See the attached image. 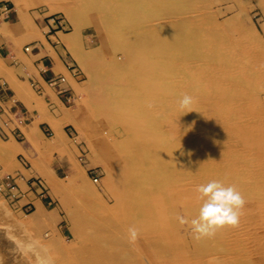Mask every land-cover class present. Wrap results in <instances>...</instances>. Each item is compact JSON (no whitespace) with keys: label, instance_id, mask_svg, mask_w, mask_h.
<instances>
[{"label":"rangeland","instance_id":"374dc122","mask_svg":"<svg viewBox=\"0 0 264 264\" xmlns=\"http://www.w3.org/2000/svg\"><path fill=\"white\" fill-rule=\"evenodd\" d=\"M1 1L11 11L0 19L23 14L24 27L38 28L78 83L67 102L70 119L43 124L29 138L34 152L19 153L11 141L25 140L17 124L28 111L5 78L20 71L0 59V184L14 185L0 189V264H264V0ZM171 22L179 44L164 36ZM218 26L222 59L214 64L201 38ZM143 48L152 54L154 79L142 96L155 128L128 120L123 129L117 118L129 117L137 79L147 72L132 59ZM32 50L27 43L24 55ZM184 94L193 97L187 109L178 104ZM232 119L235 129L242 122L248 129L240 139L228 131ZM148 130L169 133L171 149L187 152L185 159L170 150L161 172L143 158L135 162L136 142L128 148L125 133ZM176 159L180 165L169 169ZM37 179L44 193L33 187ZM213 179L234 185L244 204L236 225L197 240L190 225L200 204L196 188ZM130 227L139 231L135 242Z\"/></svg>","mask_w":264,"mask_h":264},{"label":"crops","instance_id":"0c3cea01","mask_svg":"<svg viewBox=\"0 0 264 264\" xmlns=\"http://www.w3.org/2000/svg\"><path fill=\"white\" fill-rule=\"evenodd\" d=\"M9 17L11 21L0 19V59L11 72L20 73L9 79L3 77L12 86L15 95L19 96L29 118L17 124L25 140L22 143L18 140L11 142L19 153L26 151L31 154L35 149L29 138L39 133L43 124L51 125L50 122H53L60 127L63 120L70 119L67 102L75 97L78 81L74 79L61 54L44 42L38 28L27 30L21 16L13 12ZM27 43L32 44L33 50L25 56L24 47ZM5 104L13 106L9 101ZM6 114L11 116L10 111ZM14 123L11 122L12 125Z\"/></svg>","mask_w":264,"mask_h":264},{"label":"bare ground","instance_id":"6f19581e","mask_svg":"<svg viewBox=\"0 0 264 264\" xmlns=\"http://www.w3.org/2000/svg\"><path fill=\"white\" fill-rule=\"evenodd\" d=\"M50 5V4H49ZM52 5V4H51ZM55 9V7H52L51 8V10L53 11ZM24 18H25V16H23V14H22V20H23V23H24ZM176 22V21H175ZM175 22H171L170 24H169V28L168 29H164L163 30V32H165V34H164V36L165 35H167L168 33H169V41H171V43H172V45H175V43L176 44H179L180 42V40L182 39V36H180V34H179V36H178V33H177V28H176V26L175 25H173V24H175ZM22 24V23H21ZM34 28V27H33ZM216 29L215 30H213L212 32H210L209 34H204L203 35V37L201 38L202 39V44H205V46H206V50H205V52H204V55H205V57H206V54H208L207 56L209 57L210 55H212L213 56V61H215V63L214 64H216L217 63V61H219L220 59H222L221 58V52L219 51L220 49H219V46H218V44L214 41V38H215V36H216V34H219V33H217V31L219 32V26L218 27H215ZM31 29V28H30ZM221 29V28H220ZM186 31V30H185ZM167 32V33H166ZM186 35H185V37H187L188 35H190V32L189 31H186V32H184ZM188 34V35H187ZM177 46V45H176ZM209 47V48H208ZM31 47L30 46H28V49H30ZM144 49V48H143ZM151 50V49H150ZM144 51H147L145 54L144 53H133L132 54V59H133V61L134 62H137L138 60H139V62H137V63H140V65H142V66H145L146 68H147V72H145L144 74H141L140 75V77H139V79H137V81H138V88H139V90H138V97H137V99L135 100V101H133V105H132V110L130 111V113H129V117L128 116H126V118H127V120L124 122V121H122L121 119H119V117L117 118V121H118V123H120L121 125H122V127H123V129H124V126L123 125H127L126 123L128 122V120H130V123H129V125H134V126H139V127H144L145 125H148V127L149 126H153L154 128H155V125L154 124H152L151 125V123H149L148 121L151 119V115H153V109L150 107V106H152V105H150V103H149V100H146V99H144V97L142 96V94H143V91H144V89L146 88V92H147V94H149V88H150V86L152 87V85H153V83H152V81H153V79H154V76H153V74L151 73V69H150V67L148 66V65H150V63H149V58L150 57H152V54H150L151 52H149L148 51V49H144ZM149 54H150V57H149ZM152 66V65H151ZM216 67H218V65H215ZM215 67V68H216ZM223 67H224V69L226 70V72H228V70H229V68H227L226 69V67H225V65H223ZM219 68H220V65H219ZM233 68V67H232ZM234 69H235V67H234ZM142 70V69H141ZM232 71V70H231ZM141 72H143V71H141ZM229 73V72H228ZM233 76V75H232ZM247 76H243V78H246ZM150 79H151V81H150ZM230 79H233L232 77H230ZM150 81V82H149ZM242 81H245L246 83H247V81L244 79V80H242ZM236 82V81H235ZM235 82L233 81L232 83H234L235 84ZM98 84H99V82H98ZM220 84V88L221 89H223L222 88V83L220 82L219 83ZM219 84L217 83L216 85H217V89H218V86H219ZM170 85H172V84H169V88L171 89V87H170ZM224 90V89H223ZM145 92V91H144ZM173 94V93H172ZM106 97L108 98V95H106ZM145 104H148L149 106H146ZM171 105H172V101H171ZM173 105H174V103H173ZM176 106V105H175ZM240 121V120H239ZM232 122L234 123L235 122V120H230L227 124H229V126L227 125V128H228V131H230L231 132V134H233L234 135V137H236V138H239V137H241V135H242V133H244V131H248V129H246L245 128V126H243V122H242V124H240V125H242V127H240V128H238V129H240V130H237V129H235L234 128V124L233 125H231L232 124ZM150 124V125H149ZM235 125H237V124H235ZM238 126V125H237ZM243 128V129H242ZM246 129V130H245ZM98 130V129H97ZM159 130V129H158ZM207 130V129H206ZM209 130V129H208ZM213 130V129H212ZM226 130V129H225ZM103 131V130H102ZM246 131V133H248ZM101 132V131H100ZM207 132V131H206ZM214 132V131H213ZM216 132V131H215ZM93 133V132H92ZM204 133H205V131H204ZM227 133V132H226ZM125 135H126V138H125V141L123 140V142H125V145L129 148V144H130V142H136L135 144V147H136V149L135 150H133V152H132V150L130 149V151L132 152V158L134 159V161L136 162L137 161V163L138 164H141V161H143L144 163H142L144 166H146L147 167V169H156L155 171H159L160 170V172L162 171V169L163 170H166L165 168H167L168 167V162H169V151L171 150V151H173L174 152V155L176 156V157H178V159H179V161H183L185 158L183 157L184 156V154H187V152H185L184 150H182V149H177L176 147H175V145L172 147V149H171V147H170V145H172V144H169V139H167L168 137L167 136H169V133H160V134H158V133H156V131H150V130H148V132H142V133H135V135L136 136H134V138H131V135L130 134H127V133H125ZM108 136V135H107ZM150 136V137H149ZM231 136V135H230ZM137 137V138H136ZM149 137V138H148ZM222 137V136H221ZM183 138V137H182ZM133 139V140H132ZM240 139V138H239ZM244 140V139H243ZM116 141V140H115ZM115 144V143H114ZM249 144V143H248ZM196 147V146H195ZM102 148V147H101ZM117 148V147H116ZM119 149V148H118ZM111 150V149H110ZM120 150V149H119ZM180 150H182L181 151V153L180 152H178V151H180ZM117 152H119L120 153V151H117ZM126 152V151H125ZM128 152H129V150H128ZM192 151L191 150H189L188 151V155H191V156H194L192 153H191ZM195 152V151H194ZM107 153H108V151H107ZM121 153H123L124 154V152H121ZM112 154V153H111ZM209 154V153H208ZM110 155V154H109ZM109 155H107V156H109ZM122 155V154H121ZM187 155V156H188ZM211 155H213V154H211ZM123 156V155H122ZM128 156V155H127ZM204 156V155H203ZM112 157V156H111ZM110 157V158H111ZM119 157V156H118ZM195 157V156H194ZM261 157H263V156H261ZM116 158V157H115ZM120 158V157H119ZM118 158V159H119ZM122 158V157H121ZM126 158V157H125ZM124 158V159H125ZM128 158V157H127ZM140 158L142 159L141 161H140ZM184 158V159H183ZM211 158V157H210ZM113 159V158H112ZM111 159V160H112ZM195 160V159H194ZM209 160V159H208ZM115 161V163H116V161L117 160H114ZM164 161V162H163ZM179 161L176 159V160H174V164L171 166V167H169V169H171L173 166H175V164L176 165H180L179 164ZM232 162V161H231ZM114 163V162H113ZM127 163V162H126ZM132 163H134V162H132ZM190 163V162H189ZM204 163V162H203ZM252 163V162H251ZM141 164V165H142ZM122 165V164H121ZM124 165V164H123ZM126 165V164H125ZM191 165V164H190ZM115 166V165H114ZM193 166H195V164H194V162H193V165H191V167H193ZM197 166H199V165H196L195 167H197ZM201 167V166H200ZM207 166L206 165H202V168H206ZM212 167V166H211ZM221 167L222 166H220L219 167V170L221 169ZM223 168V167H222ZM242 170H244V169H242ZM170 171V170H169ZM217 171V170H216ZM231 170H229L228 172H230ZM128 172V171H127ZM215 172V171H214ZM232 172V171H231ZM123 173V172H122ZM125 173V172H124ZM129 173H130V171H129ZM217 174H218V176L220 177V174L218 173V172H216ZM134 174V173H133ZM161 174V173H160ZM223 174H225V171L224 172H222V177H225ZM124 175V174H123ZM230 175H231V173H230ZM132 176V175H131ZM120 177V176H119ZM126 179V178H125ZM157 180V179H156ZM155 180V182L157 183V181ZM160 180V179H159ZM249 180V179H248ZM132 181H134V180H132ZM241 181H243V179H241ZM236 182V181H235ZM237 183V182H236ZM240 183V182H239ZM245 183V182H244ZM259 183H261V182H259ZM132 185L134 184L133 182L131 183ZM135 185V184H134ZM245 185V184H244ZM147 185L145 184V187H146ZM239 186V185H238ZM130 187H133V186H130ZM150 187V186H149ZM136 191V190H135ZM134 192V191H133ZM139 191H137V192H134V193H138ZM152 192V191H151ZM124 193V192H123ZM150 193V192H149ZM132 194V193H131ZM141 194V193H140ZM134 196V195H133ZM151 197H152V195H150ZM151 197L149 198L150 200H151ZM154 197V196H153ZM142 198V197H141ZM143 198H144V196H143ZM128 199V198H127ZM150 202V201H149ZM129 204V203H128ZM149 204V203H148ZM154 204V203H153ZM122 205H124V204H122ZM151 206V205H150ZM154 207H156L157 208V206H154ZM160 207V206H159ZM151 208H153V207H151ZM159 209V208H158ZM150 210H152V209H150ZM154 247V246H153Z\"/></svg>","mask_w":264,"mask_h":264},{"label":"clouds","instance_id":"9594fccd","mask_svg":"<svg viewBox=\"0 0 264 264\" xmlns=\"http://www.w3.org/2000/svg\"><path fill=\"white\" fill-rule=\"evenodd\" d=\"M193 97L184 94L178 101L181 109L190 108ZM198 213L190 220L191 231L195 239L214 236L219 228L225 225H236L240 218V209L244 204L241 193L234 185H226L220 180H210L197 186ZM181 224H188L189 220L181 215L178 217ZM139 231L136 227L128 230V239L135 242Z\"/></svg>","mask_w":264,"mask_h":264},{"label":"built area","instance_id":"2783aa9c","mask_svg":"<svg viewBox=\"0 0 264 264\" xmlns=\"http://www.w3.org/2000/svg\"><path fill=\"white\" fill-rule=\"evenodd\" d=\"M9 11H11V7H9L6 2H2L0 0V17L5 16V14H7ZM13 187H14L13 182L10 180L0 184V189L2 191H9ZM33 187L37 188L38 190H40L43 193L46 190V185L42 179L35 180L33 183Z\"/></svg>","mask_w":264,"mask_h":264}]
</instances>
